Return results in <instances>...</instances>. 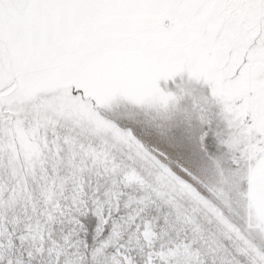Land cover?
<instances>
[{
  "label": "snow or ice",
  "instance_id": "snow-or-ice-1",
  "mask_svg": "<svg viewBox=\"0 0 264 264\" xmlns=\"http://www.w3.org/2000/svg\"><path fill=\"white\" fill-rule=\"evenodd\" d=\"M0 264H264V0H0Z\"/></svg>",
  "mask_w": 264,
  "mask_h": 264
}]
</instances>
